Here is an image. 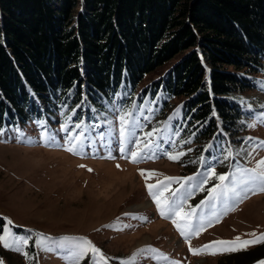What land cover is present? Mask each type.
Segmentation results:
<instances>
[{
	"label": "rangeland",
	"instance_id": "1",
	"mask_svg": "<svg viewBox=\"0 0 264 264\" xmlns=\"http://www.w3.org/2000/svg\"><path fill=\"white\" fill-rule=\"evenodd\" d=\"M168 66L147 74L140 86L158 79ZM254 78L257 90L235 96L249 112L243 131L224 144L216 157L210 154V160L202 154V147L197 160L205 161L204 171L191 181L186 179L187 163L197 146H187L185 137L165 123L171 113L180 110V98L159 116L155 99L141 107L132 105L125 118H118L116 124L100 119L98 128L79 122L60 127L45 122L1 127L0 218L4 227L0 236L11 246L0 242V261L223 264L229 254L263 245L241 244L264 236V192L260 191L264 184L257 178L264 160V73ZM110 125L115 127L112 131ZM70 147L74 151H68ZM132 152L139 153L136 162ZM169 155L178 158L169 159ZM148 173L155 175L146 179ZM220 175L226 179L220 181ZM169 177L175 179L168 181ZM158 182L168 185L161 196L167 201L165 211L191 213L192 230L201 229L198 236L186 239L173 223V219L181 224L183 220L160 214L147 187ZM216 185L221 187L219 197L213 195L205 203ZM237 237L240 241L232 246L238 251H222L231 246L213 244ZM84 241L98 248L104 259L90 249L84 251ZM206 245L213 247L205 249ZM193 249L203 250L202 254H193Z\"/></svg>",
	"mask_w": 264,
	"mask_h": 264
},
{
	"label": "trees",
	"instance_id": "2",
	"mask_svg": "<svg viewBox=\"0 0 264 264\" xmlns=\"http://www.w3.org/2000/svg\"><path fill=\"white\" fill-rule=\"evenodd\" d=\"M258 73L264 0H0V128H98L100 119L125 118L132 105L155 99L159 116L180 98L165 123L197 146L187 163L196 176L202 147L210 160L243 131L249 112L235 96L257 90ZM226 257L223 264L256 263L264 244Z\"/></svg>",
	"mask_w": 264,
	"mask_h": 264
},
{
	"label": "snow or ice",
	"instance_id": "3",
	"mask_svg": "<svg viewBox=\"0 0 264 264\" xmlns=\"http://www.w3.org/2000/svg\"><path fill=\"white\" fill-rule=\"evenodd\" d=\"M149 135H151V134H149ZM261 144H264V141H262ZM67 150L68 151H74V149L71 148V147L68 148ZM178 155H183V153H179ZM178 155H169V159L175 160V159L178 158ZM131 157H132L133 162H136L137 159L140 158L138 152H132L131 153ZM118 167H119V165H118ZM89 170L91 171V169H89ZM144 174L145 173L143 171H141V175H144ZM152 175H155V173H148V177H146V179L150 178ZM212 175L214 177L216 175L214 169L212 170ZM257 178L262 182V184H264V160L260 161V171L257 174ZM173 179H175V178H171V177L167 178L168 181H171ZM187 179L188 180H192L193 178L189 177ZM218 179L220 181H224L226 179V177L224 175H220L218 177ZM205 182H207V177L205 178L204 181H202V183H205ZM147 187L149 189V192L152 194L153 199L155 200L156 204L160 208V214L162 216L172 215V216L178 217L179 220H183L184 221V223L181 224V223L178 222L177 219H173V223L176 225L177 229L181 232V234L183 236H185L186 239H187V237L189 235L198 236L200 234L201 229L197 228L194 231L192 230V224H191V215L192 214L191 213H187V214L181 215L180 211H176L174 209H169L167 212L165 211V205H166L167 201L166 200L162 201L161 200V196H162L163 191H167L168 190V185L166 183L161 184V183L158 182L156 185L148 184ZM157 188L161 189V191L160 192L153 191L154 189H157ZM216 191H217L216 188L212 189L213 193H216ZM260 191L264 192V186H262L260 188ZM9 223H11V221H9ZM252 235H255V234L253 233ZM65 239L68 240L70 238H65ZM239 241H240V238L237 237L236 241H215V242H213V244L231 246V247H227V248L222 249V251H238V250H240V248L234 247L232 245H235L236 242H239ZM0 242H4V246L5 247L11 246V245L8 244L7 239H6L5 236H0ZM252 243H264V236H260L254 241H242L241 242L243 247H247L249 244H252ZM82 247H83L84 251H88L90 249L91 252H93L95 254H99L100 258L104 259L103 254L100 253V250L98 248H96L94 245H91L90 241H84V245ZM212 247H213V245L204 246L205 249H210ZM150 250L151 249H142L141 251H150ZM192 251H193V254L199 255V254H202L203 250H194L193 249ZM210 254L215 255L216 252H211ZM25 255H27V254L25 253ZM0 264H3V262L0 261ZM261 264H264V261H262Z\"/></svg>",
	"mask_w": 264,
	"mask_h": 264
}]
</instances>
